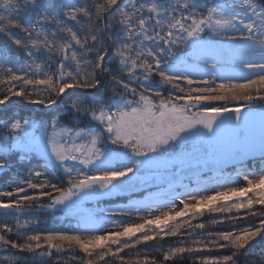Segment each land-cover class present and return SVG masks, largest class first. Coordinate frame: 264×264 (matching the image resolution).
<instances>
[{"label":"snow or ice","instance_id":"1","mask_svg":"<svg viewBox=\"0 0 264 264\" xmlns=\"http://www.w3.org/2000/svg\"><path fill=\"white\" fill-rule=\"evenodd\" d=\"M0 109V264H264V0H0Z\"/></svg>","mask_w":264,"mask_h":264},{"label":"trees","instance_id":"2","mask_svg":"<svg viewBox=\"0 0 264 264\" xmlns=\"http://www.w3.org/2000/svg\"><path fill=\"white\" fill-rule=\"evenodd\" d=\"M15 110H17V111H19V108L18 107H16V109ZM7 112V110L6 109H0V114H3V113H6ZM136 198H138V197H136ZM126 197L124 198V199H122V200H120V201H117L118 203H126ZM61 224H63L64 226H67V221H57L56 222V226H60ZM153 254H155V253H153ZM133 255H134V253H133ZM184 264H190V262H184Z\"/></svg>","mask_w":264,"mask_h":264}]
</instances>
